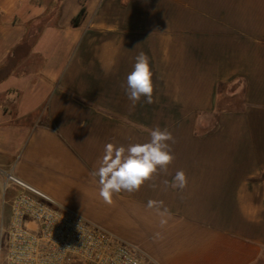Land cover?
<instances>
[{
  "label": "crops",
  "instance_id": "0c3cea01",
  "mask_svg": "<svg viewBox=\"0 0 264 264\" xmlns=\"http://www.w3.org/2000/svg\"><path fill=\"white\" fill-rule=\"evenodd\" d=\"M80 9L0 0V171L154 264H264V0H87L75 27ZM141 52L151 104L125 92ZM156 127L175 159L105 204L90 176L105 145Z\"/></svg>",
  "mask_w": 264,
  "mask_h": 264
},
{
  "label": "built area",
  "instance_id": "2783aa9c",
  "mask_svg": "<svg viewBox=\"0 0 264 264\" xmlns=\"http://www.w3.org/2000/svg\"><path fill=\"white\" fill-rule=\"evenodd\" d=\"M0 177L9 210L6 228L0 224V264H154L136 245L59 207L11 171Z\"/></svg>",
  "mask_w": 264,
  "mask_h": 264
},
{
  "label": "clouds",
  "instance_id": "9594fccd",
  "mask_svg": "<svg viewBox=\"0 0 264 264\" xmlns=\"http://www.w3.org/2000/svg\"><path fill=\"white\" fill-rule=\"evenodd\" d=\"M152 75L149 58L141 52L135 58L125 88L126 95L133 104L139 102L141 97H144L146 103H153ZM149 135L150 140L146 143L105 145L98 168L90 173L91 177L98 178L99 196L105 204H113L115 194L139 191L158 169H167L175 159L169 144V141H173V136L167 129L156 127L149 130ZM174 181L173 187H185L186 174L183 171L176 172ZM154 204L156 202L149 201L148 206L151 208ZM164 223L166 221L162 219L161 224Z\"/></svg>",
  "mask_w": 264,
  "mask_h": 264
},
{
  "label": "rangeland",
  "instance_id": "374dc122",
  "mask_svg": "<svg viewBox=\"0 0 264 264\" xmlns=\"http://www.w3.org/2000/svg\"><path fill=\"white\" fill-rule=\"evenodd\" d=\"M221 98L223 97V99L226 98V94L225 91H222L221 93ZM237 104V103H235ZM211 124L208 125V127H206V125H204V129H200L201 131H208V129L210 128ZM210 130V129H209ZM13 192L12 190L8 191L6 194V199H10L12 196ZM2 178L0 177V224L2 223V225L4 226V228H6L7 223H8V214H9V210H8V205L3 206L2 205ZM3 238H4V234H3Z\"/></svg>",
  "mask_w": 264,
  "mask_h": 264
},
{
  "label": "trees",
  "instance_id": "16d2710c",
  "mask_svg": "<svg viewBox=\"0 0 264 264\" xmlns=\"http://www.w3.org/2000/svg\"><path fill=\"white\" fill-rule=\"evenodd\" d=\"M81 1V9L79 11V13L77 14L76 17L73 18L72 20V25L77 27L80 24V21L85 17L86 15V2L87 0H80ZM48 20L47 15H43V17H41L38 21H39V25L38 28H34L31 32H32V36L33 38H35L37 36V32L40 31V28L42 25L46 24Z\"/></svg>",
  "mask_w": 264,
  "mask_h": 264
}]
</instances>
